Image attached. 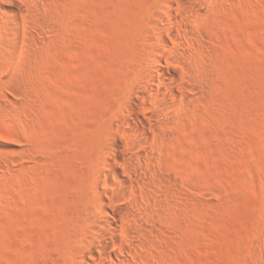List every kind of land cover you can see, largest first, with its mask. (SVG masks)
I'll list each match as a JSON object with an SVG mask.
<instances>
[{
  "label": "rangeland",
  "instance_id": "rangeland-1",
  "mask_svg": "<svg viewBox=\"0 0 264 264\" xmlns=\"http://www.w3.org/2000/svg\"><path fill=\"white\" fill-rule=\"evenodd\" d=\"M164 1L0 0L25 11L17 35L0 18V264H76L89 178ZM184 2L197 36L171 67L192 97L153 153L174 183L129 261L264 264V0Z\"/></svg>",
  "mask_w": 264,
  "mask_h": 264
},
{
  "label": "bare ground",
  "instance_id": "bare-ground-1",
  "mask_svg": "<svg viewBox=\"0 0 264 264\" xmlns=\"http://www.w3.org/2000/svg\"><path fill=\"white\" fill-rule=\"evenodd\" d=\"M184 3L165 0L153 13L145 74L140 85L133 86L135 96H126L111 118L89 178L90 196L98 210L86 208L88 231L76 264H130L129 257L138 256V247L158 229L153 210L157 193L165 192L163 188L174 180L157 171L155 144L167 120L192 97L181 72L171 67L173 63L184 67L197 36L191 27L196 10ZM24 12L0 4V18L9 23L13 35L22 28ZM23 30L32 34L29 28Z\"/></svg>",
  "mask_w": 264,
  "mask_h": 264
}]
</instances>
